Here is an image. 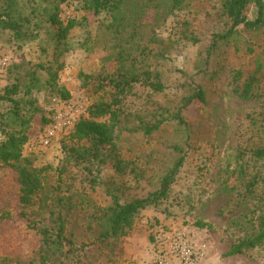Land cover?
<instances>
[{"label": "rangeland", "instance_id": "374dc122", "mask_svg": "<svg viewBox=\"0 0 264 264\" xmlns=\"http://www.w3.org/2000/svg\"><path fill=\"white\" fill-rule=\"evenodd\" d=\"M86 1L60 4L59 17L65 23L75 18L78 24L59 46L56 25L47 19L53 9L50 3L14 0L17 11L30 16V27L39 37L18 41L10 31L0 29V94L7 85L19 82L22 91L17 97H24L23 105L28 106L32 99L40 109L37 117H51L64 102L78 100L88 107L100 98L84 87L82 72L98 76L118 70L134 74L157 71L166 86L164 92L152 95L144 86H137L136 94H128L124 100V120L132 127L138 116L155 121L159 107L168 112L163 113L167 120L150 136L123 133L117 151L121 170L109 147L103 150L102 163L92 167L81 163L70 169L76 179L75 199L85 205L77 210L79 225L92 219L95 204L109 206L112 195L122 203L147 197L160 188L180 155H185V162L168 197L141 210L135 228L111 249H92L79 261L58 253L52 264H148L155 256L156 236L179 229L187 230L203 249L199 264H264V244L227 255L232 245L258 234L264 220V159L252 154L264 150V97L243 99L233 85L235 71L249 75L257 56L264 60V34L241 31L239 40L209 54L213 32L228 26L221 0H193L181 9L174 8L172 0H121L118 9L99 14L86 9ZM246 14L254 18L256 6L251 4ZM182 35L197 37L199 42L186 43ZM56 59L62 63L57 88L70 93L67 100L50 85L49 72L38 67L54 64L56 70ZM32 73L38 81L25 94ZM196 86L204 89L205 101L196 99L183 111L185 124L170 119V113ZM10 105L0 101V121L11 119L4 116ZM46 126L34 121L24 154L34 166L62 165L67 158L62 148L66 133L46 146L42 143ZM174 146H181L182 153ZM252 181L255 186L250 190ZM18 190L16 173L0 169V197L17 195ZM40 238L26 230L20 217L0 223V264L3 256L21 264H39L34 251Z\"/></svg>", "mask_w": 264, "mask_h": 264}, {"label": "trees", "instance_id": "16d2710c", "mask_svg": "<svg viewBox=\"0 0 264 264\" xmlns=\"http://www.w3.org/2000/svg\"><path fill=\"white\" fill-rule=\"evenodd\" d=\"M53 7L48 16L57 28V41L63 46L64 40L69 32L78 24L75 18H69L65 23L59 17L60 4L68 3L70 0H44ZM174 8L181 9L193 0H172ZM223 16L228 20V26L222 31L213 32L212 41L208 47V53L217 51L222 45L230 44L239 40L241 31L252 35L264 34V0H221ZM85 8L96 14L104 10H116L121 0H88ZM256 6V16L249 18L246 14L248 7ZM32 19L17 11L14 0H0V29L12 33L18 41H33L39 37L38 31L30 27ZM35 27L37 23L34 24ZM188 25V23L186 24ZM34 27V28H35ZM35 30V29H34ZM181 39L186 43L197 44V37L182 35ZM238 49V47H236ZM59 57V56H58ZM58 68L54 64L48 66L38 65L50 74V85L57 88V75L62 68L58 62ZM256 67L249 75L237 70L233 76L234 91L243 99H257L264 97V60L258 55L255 60ZM84 87L93 93L99 94L100 98L87 107L88 117L80 119L74 129L63 137L62 148L67 158L62 165L51 163L34 166L33 162L24 154L25 146L28 144L30 130L34 121H39L41 126L51 122V117L41 115L37 117L40 109L31 99L28 106L23 105L25 101L17 97L22 88L19 82H14L4 88L0 94V101H7L11 105L7 113L11 119L0 121V169H10L17 175L19 190L17 195L0 197V223L12 221L16 217L23 219L28 232H34L40 236V244L35 249L39 264H52L54 256L60 253L66 258L79 261L85 253L92 249L105 251L113 246L119 238L127 235L135 228V223L141 210L151 206H157L163 199L167 198L171 185L185 162V155H180L172 168L164 175L160 188L144 198H137L127 202H121L119 197L112 195L109 206L103 207L95 204L97 210L92 219L85 225H79L77 210L80 206L85 207L83 201H76L77 193L74 191L76 179L72 176L71 168H78L80 164L92 167L96 163H102L105 159L104 148L109 147L114 154V164L121 170L119 161L118 142L123 133L143 134L150 136L167 120L163 113L168 109L159 107L154 112L155 121H145L141 116L136 117L137 124L130 127L124 119L127 117L123 109L124 100L128 94H136L135 88L139 85L148 89L149 94H161L166 89L160 74L155 71H143L134 74L129 71L118 70L113 74L90 75L81 73ZM30 84L24 93L30 94L36 87L38 79L35 73L30 75ZM58 94L64 99H69L70 93L64 88H57ZM205 91L196 86L195 90L186 96L170 119L185 124L183 111L187 109L196 99L205 101ZM51 114H54L52 111ZM124 114V116H123ZM46 126V127H47ZM181 154V146H174ZM252 154L264 159V150L257 149ZM91 171V169H89ZM95 180L92 179V186ZM251 190L255 182L248 184ZM96 225H101L100 229ZM204 227L205 223H198ZM264 244V220L260 231L255 236L241 240L232 245L227 255H237L246 249L255 248ZM1 264H21V261L3 256Z\"/></svg>", "mask_w": 264, "mask_h": 264}, {"label": "built area", "instance_id": "2783aa9c", "mask_svg": "<svg viewBox=\"0 0 264 264\" xmlns=\"http://www.w3.org/2000/svg\"><path fill=\"white\" fill-rule=\"evenodd\" d=\"M86 115L88 116L87 107L82 102L71 100L62 103L45 128L42 143L47 146L61 133L68 134ZM155 249V256L148 264H199L204 252L195 245L185 229L159 233L156 236Z\"/></svg>", "mask_w": 264, "mask_h": 264}]
</instances>
